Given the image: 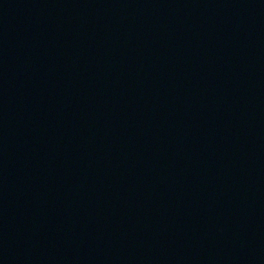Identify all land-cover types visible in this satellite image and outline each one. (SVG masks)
<instances>
[{"label":"water","instance_id":"obj_1","mask_svg":"<svg viewBox=\"0 0 264 264\" xmlns=\"http://www.w3.org/2000/svg\"><path fill=\"white\" fill-rule=\"evenodd\" d=\"M198 0H0V75Z\"/></svg>","mask_w":264,"mask_h":264}]
</instances>
